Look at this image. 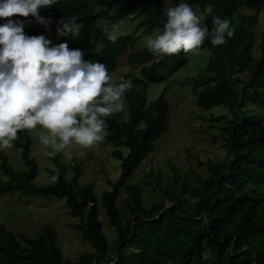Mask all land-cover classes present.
I'll return each instance as SVG.
<instances>
[{"label":"trees","instance_id":"obj_1","mask_svg":"<svg viewBox=\"0 0 264 264\" xmlns=\"http://www.w3.org/2000/svg\"><path fill=\"white\" fill-rule=\"evenodd\" d=\"M257 1L187 0L198 11L212 4L213 15L228 18L234 28V36L226 37L225 44L213 47L206 39L201 45L199 50L210 51V60L201 78L192 81L199 107L228 110L226 115L206 119L210 129L218 124L228 158L209 161L205 165L208 176L196 175L195 182L174 170L168 186L156 183L162 200L150 206L145 205L140 184L129 180L169 131L171 108L166 92L148 103L149 86L166 82L190 62V52L153 56L146 47L136 49L140 38L151 35L166 19L162 1L55 0L40 9V15H51L50 35L31 16L7 18L23 20L26 34L49 39L57 35L59 19H76L78 35L60 37L57 43L66 40L69 48L82 49L85 59L105 63L110 76L127 54L132 71L121 80L130 78L135 86L126 92L128 111L125 106L107 119L104 140L114 147L112 156L121 162V172L116 181L109 180L111 189L100 197L92 184L80 183L84 174L80 163L62 161L68 147L51 157L54 168L49 171L55 181L46 186L35 184L39 167L32 157L30 130L18 131L13 142L24 170L15 169L0 151L4 177L0 194L65 199L78 220L75 229L94 250L72 261L60 250L54 227L46 225L38 236L30 237L0 224V264H264V112L260 114L264 110V28L258 30L260 11L246 12ZM171 2L175 5L179 0ZM133 15L146 19L140 36L119 35L109 40L104 25L113 31V26ZM211 20L210 15L204 21L210 30ZM123 196L121 208L117 203ZM103 211L117 236L113 248L100 219Z\"/></svg>","mask_w":264,"mask_h":264},{"label":"clouds","instance_id":"obj_2","mask_svg":"<svg viewBox=\"0 0 264 264\" xmlns=\"http://www.w3.org/2000/svg\"><path fill=\"white\" fill-rule=\"evenodd\" d=\"M55 0H0V151L13 147L20 130L39 127L38 143L44 155L55 157L70 144L84 147L104 139L107 119L125 110L126 92L135 85L129 79L112 83L105 63L84 58L80 48L65 40L53 43L45 35H28L25 22L7 19L29 17L51 34V15H40ZM166 19L143 38L153 56L196 52L207 39L213 46L234 36L228 18L213 15L212 4L194 10L187 0L162 8ZM212 17L211 30L204 23ZM259 18L264 20V9ZM57 38L78 35L76 19L57 22ZM100 26V25H98ZM109 40L113 31L104 25ZM55 179V177H53Z\"/></svg>","mask_w":264,"mask_h":264},{"label":"rangeland","instance_id":"obj_3","mask_svg":"<svg viewBox=\"0 0 264 264\" xmlns=\"http://www.w3.org/2000/svg\"><path fill=\"white\" fill-rule=\"evenodd\" d=\"M165 7L173 5L171 0H161ZM245 9V7L243 8ZM264 9V0L253 2L247 9V13H255ZM146 19L140 15H133L125 19L113 31L114 36L133 35L139 37ZM263 25V26H262ZM264 20L258 26L263 31ZM144 38V37H143ZM143 38H140L136 49L144 48ZM57 43V35L51 38ZM209 50L190 52L189 64L170 77L166 82L149 86L147 102L156 100L166 92L170 101V129L157 141L154 153L143 161L141 166L129 183H138L143 188L145 205L150 206L162 200L161 193L154 188L159 181L166 187L171 183L174 170L180 176H187L195 182L196 175L208 176L206 164L209 161L221 162L228 158V147L225 138L217 126L210 129L209 119L211 115H226L228 111L223 106H218L210 111H205L196 104L193 94L192 81L201 78L206 65L210 60ZM127 64V54L120 58L116 71L111 74V82L118 83L122 76L131 72ZM136 73L140 74L137 70ZM128 111V106L125 101ZM258 109V108H257ZM262 110H259V112ZM260 112V114H262ZM128 114V112H127ZM37 129L30 130L33 139L32 157L35 158L39 170L35 180L38 186H46L55 181L50 173L54 168L52 158L44 155V147L38 143ZM114 147L101 140L91 146L84 147L75 143L68 146L62 161L66 164L80 163L83 172L80 179L82 185L92 184L98 197L103 191L111 189L109 180L116 181L121 172V162L112 156ZM126 152L128 149L123 148ZM11 165L15 169L24 170V163L20 159L19 149L12 147L4 149ZM68 177L72 176L69 170ZM4 178L0 172V179ZM148 184L151 186H148ZM123 198L117 205L123 207ZM101 222L104 225V233L109 245L113 248L117 238L115 230L109 225L104 211L101 213ZM78 220L70 214L65 199L54 197L24 196L16 194H0V224H5L8 229L24 233L30 237L38 236V233L47 225L57 230L58 246L64 257L76 260L85 252H93L92 246L84 241L81 232L75 229Z\"/></svg>","mask_w":264,"mask_h":264},{"label":"water","instance_id":"obj_4","mask_svg":"<svg viewBox=\"0 0 264 264\" xmlns=\"http://www.w3.org/2000/svg\"><path fill=\"white\" fill-rule=\"evenodd\" d=\"M171 205H172V203H169V204L167 205L166 209L169 208ZM95 261H96V259H95Z\"/></svg>","mask_w":264,"mask_h":264}]
</instances>
